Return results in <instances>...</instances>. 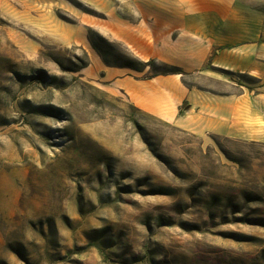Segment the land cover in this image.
Listing matches in <instances>:
<instances>
[{"label": "rangeland", "instance_id": "obj_1", "mask_svg": "<svg viewBox=\"0 0 264 264\" xmlns=\"http://www.w3.org/2000/svg\"><path fill=\"white\" fill-rule=\"evenodd\" d=\"M119 2L0 0V264H264V143L193 135L84 77L91 51L131 59L85 24Z\"/></svg>", "mask_w": 264, "mask_h": 264}, {"label": "crops", "instance_id": "obj_2", "mask_svg": "<svg viewBox=\"0 0 264 264\" xmlns=\"http://www.w3.org/2000/svg\"><path fill=\"white\" fill-rule=\"evenodd\" d=\"M103 22L88 20L109 42L139 61L181 68L184 74L145 73L106 65L89 52L84 77L104 92L123 97L144 113L199 137L223 135L264 143V0H120L106 5ZM55 38L72 42L79 28L55 23ZM65 29L66 35L60 34ZM219 81L227 92L184 80ZM255 77L252 91L229 80Z\"/></svg>", "mask_w": 264, "mask_h": 264}, {"label": "trees", "instance_id": "obj_3", "mask_svg": "<svg viewBox=\"0 0 264 264\" xmlns=\"http://www.w3.org/2000/svg\"><path fill=\"white\" fill-rule=\"evenodd\" d=\"M158 65L169 67L168 72L167 73H160V72L156 73L155 72V73H152L150 76H160V75H165V74H170V73L173 75L184 74V71L181 68L173 67L172 65L170 66V65L163 64V63H158L156 62L155 59H151L147 62L139 61V59L136 58L135 56H131V59H129L125 65L120 64L119 66L137 70L139 72H144L147 68H150V67L152 68L155 66L157 67ZM248 77L253 80H258L255 77H251V76H248Z\"/></svg>", "mask_w": 264, "mask_h": 264}, {"label": "bare ground", "instance_id": "obj_4", "mask_svg": "<svg viewBox=\"0 0 264 264\" xmlns=\"http://www.w3.org/2000/svg\"><path fill=\"white\" fill-rule=\"evenodd\" d=\"M12 163V162H11Z\"/></svg>", "mask_w": 264, "mask_h": 264}]
</instances>
